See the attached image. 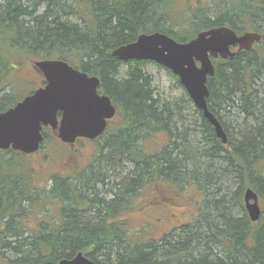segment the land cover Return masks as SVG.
<instances>
[{
    "label": "trees",
    "instance_id": "16d2710c",
    "mask_svg": "<svg viewBox=\"0 0 264 264\" xmlns=\"http://www.w3.org/2000/svg\"><path fill=\"white\" fill-rule=\"evenodd\" d=\"M171 1L0 0V93L7 85L4 73L17 69L18 61L11 66L15 58L60 59L98 76L101 91L119 109V120L103 137L104 147L109 149L100 156L105 164L91 168L89 177L87 173L70 178L52 176V186L44 196L32 193L25 176L10 173L14 152L0 153V250L12 255L5 259L0 253V264H58L78 252L95 264H264V210L259 221L251 224L241 201L243 192L251 189L264 207V0L254 6L249 0H223L217 12L212 11L218 2L211 10L207 8L209 11L200 7L190 10L182 25L183 36L172 31L165 12ZM241 18L251 23L239 27L261 30L260 50L243 51L220 61L208 82V106L220 122L227 144L220 142L199 111L200 125L193 130L199 131L214 151L211 156L222 165L212 158L213 171L207 169L202 176L203 185L211 186V200L206 204L214 214L215 221L208 220L213 226L208 221V227L203 224L199 209L193 220L180 228L183 239L171 233L158 241L132 245L127 236L131 227L118 219L131 213V200L144 185L160 180L176 188L179 176L202 177L195 176L198 161L190 156L196 148L192 144L189 148L186 131L178 134L172 123L178 116L175 111L153 95L151 79L142 69L145 63H123L111 52L134 42L140 33L160 31L185 41L200 30L222 25L237 29L235 19ZM123 64L128 69L125 77L119 78ZM7 96L0 97V111L11 107L4 102ZM232 114L240 123L237 131L233 129L234 135L222 120ZM161 132L168 144L158 153H147L142 144ZM205 149L203 154L209 158L210 150ZM189 161L192 172L183 173L182 167ZM217 175L227 180V186L236 184L234 191L220 187ZM189 183L196 187L194 181ZM101 187L106 190L99 198ZM207 189H199L204 198ZM221 191L225 195L213 200ZM106 193L111 195L107 200ZM45 198L46 204L58 202L57 218L34 230L29 227L28 210Z\"/></svg>",
    "mask_w": 264,
    "mask_h": 264
},
{
    "label": "rangeland",
    "instance_id": "374dc122",
    "mask_svg": "<svg viewBox=\"0 0 264 264\" xmlns=\"http://www.w3.org/2000/svg\"><path fill=\"white\" fill-rule=\"evenodd\" d=\"M212 1L213 0H173L171 2L172 6H168L167 11H165L168 15L169 22L171 24H176L173 25L172 31L183 36L185 27H182V25L185 24L186 19L184 17L189 13L188 10L200 7L206 11L209 6L211 7ZM235 20L236 26L244 25L242 18L239 19L240 21L238 19ZM248 23L251 22L248 21ZM17 61L20 63L17 64V69L14 72L8 71L3 75V83L11 84L15 98L17 99L9 97V94L12 96L14 95L7 85L3 87V91L0 93V97L2 98L6 96V94L8 95L4 102L11 106L35 90L42 81L41 77L32 70V64L30 61L18 57L12 61L11 66ZM144 63L142 69L144 70V74L151 79L153 95L155 94L160 100H163L168 104V108L173 109V112L175 111V114L178 116L177 118H172V123L176 125L178 134L186 131L189 148L191 147V144L196 148V151H193V154H190L191 157H194V159L198 161L196 165L198 173L195 176H205L207 169L212 172L213 170H210V163L212 162L214 151L204 143L201 135L198 133L199 131L195 130V132H193L195 128H199L200 124L196 115L197 110L186 95L184 88L178 83V79L164 68L153 62ZM127 69L128 67L125 64L121 65L118 69L117 76L119 78L125 77ZM234 116L235 115L233 114L232 116L230 115L226 119L227 121H225L226 117L222 119L223 122H226V125H228L229 131L232 135L235 134L234 131H237V129L240 128L239 120L235 119ZM117 120L118 116L111 124H109V128L112 129L115 127ZM191 131L193 133L190 134ZM155 134L142 144V148L147 153H158L166 144H168V140L164 133L161 132ZM189 134L190 136L188 137ZM45 135L46 139L44 144L34 155L21 156L20 154H17L15 158H12L11 160L8 159L10 168H13V171L11 169L9 170L10 173L13 174L15 173L14 171H17V174L26 176V184L30 186L32 193H36V197L40 195L44 196V194H46L49 186V183H46V181L54 175L61 173L64 176H67V178H70L73 176L80 177L82 174L87 173L86 177H89V171H91V168L105 164V160L102 161L100 156H104L109 149L104 147L105 139L102 137L95 141H79L76 143L72 152L68 146L63 145L58 141L50 131L46 130ZM206 147L207 150H210L209 158L205 157L203 154ZM6 158L8 157L6 156ZM213 159L215 160L216 165L222 167V165H219L218 163V158ZM1 161H3V158H1ZM190 163L191 162L189 161L188 166L182 167V170H184L183 173L188 172L190 174L192 172L191 165L193 164L190 165ZM124 165L126 166L129 164L124 162ZM4 170H7V168ZM217 176L219 177L220 175ZM218 180L220 187H230V190L232 189L233 191L236 188V184L234 187H232L233 185L231 184L227 186V180L225 181L221 176ZM193 181L196 184V187L189 183ZM111 182H115V180ZM160 182L157 181L156 185H148L143 190V194L138 197H133L131 205L134 207L131 213L123 216L124 220L118 219V222H124L128 227H131L127 236L132 245L145 244L149 240L158 241L161 236L164 237L171 233L177 234L178 236L183 224H189L197 212L199 213V209L201 214H203V224L207 225L209 219L215 221L214 214L210 210L209 204H206L208 198L211 200L209 197V194L212 193L210 192L211 186L205 187V185H203V177L202 179L195 178V180H191V176H179L176 187L178 189L175 190L173 189L175 188L174 185L170 183L168 184L167 182H161V184ZM215 184L218 186L216 182ZM181 187H183V190L185 191L178 193L177 190ZM213 187L215 186L213 185ZM105 188L106 187L100 188L98 193L99 198H102V195L106 190ZM206 188L209 189L204 192L206 195V198H204L203 192L199 189L206 190ZM222 191L214 196L213 200H220L225 195ZM110 196V193H106L105 199H109ZM175 196H178L179 199L175 198ZM46 199L47 198L33 203L28 210L29 214L27 215V218L30 222L29 227L34 230L47 227V224L55 222L54 219L57 218L55 211L58 204H46ZM241 201L243 203L242 199ZM22 205L26 206V203H23ZM262 209L264 210L263 206ZM239 213L240 212L236 211L234 212V215L238 216ZM8 220L9 218L7 217L3 222ZM209 224L210 226H213L211 222ZM180 236L182 237L181 239H183L181 234ZM217 249H220V247ZM215 252L218 251L215 250ZM0 253L4 255L5 259L12 258L10 252L6 250L1 249Z\"/></svg>",
    "mask_w": 264,
    "mask_h": 264
},
{
    "label": "water",
    "instance_id": "95a60500",
    "mask_svg": "<svg viewBox=\"0 0 264 264\" xmlns=\"http://www.w3.org/2000/svg\"><path fill=\"white\" fill-rule=\"evenodd\" d=\"M260 40V35L247 33L241 37L225 27L202 31L188 43L180 44L161 33L141 34L129 44L112 50L111 55L121 62L130 60L153 61L176 75L195 108L212 127L222 144L227 143L226 134L208 106L210 96L208 78L214 76L209 58L227 59L233 53L229 47L249 50ZM199 63V66L197 65ZM44 76L47 84L24 98L13 108L0 113V150L12 149L24 154L34 153L43 140L42 126L57 130V137L73 146L77 138L93 140L103 134L106 123L115 115L116 109L110 98L99 95L97 77H88L58 60L33 63ZM58 112L61 113L57 121ZM245 211L252 223L261 216L257 195L244 191ZM58 264H95L78 252L71 259Z\"/></svg>",
    "mask_w": 264,
    "mask_h": 264
},
{
    "label": "flooded vegetation",
    "instance_id": "af4514ba",
    "mask_svg": "<svg viewBox=\"0 0 264 264\" xmlns=\"http://www.w3.org/2000/svg\"><path fill=\"white\" fill-rule=\"evenodd\" d=\"M249 2H250V4L252 5V6H254V5H257L258 4V0H249ZM235 28H237V29H234L239 35L241 34V33H243V32H245L241 27H239V26H235ZM251 32H259V33H261V30H259V29H257V30H250ZM44 129H46V130H48V131H50V128L49 127H45Z\"/></svg>",
    "mask_w": 264,
    "mask_h": 264
}]
</instances>
